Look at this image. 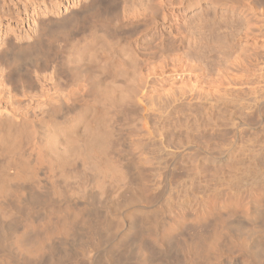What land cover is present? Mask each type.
Masks as SVG:
<instances>
[{
  "label": "rangeland",
  "instance_id": "374dc122",
  "mask_svg": "<svg viewBox=\"0 0 264 264\" xmlns=\"http://www.w3.org/2000/svg\"><path fill=\"white\" fill-rule=\"evenodd\" d=\"M107 1L79 23L68 20L69 37L47 44L39 69L7 75L0 64V129L15 127L22 146L20 155L0 150V172L26 171L0 192V220L13 223L10 201L23 197V210L32 195L50 200L33 204L36 222L67 201L108 217L95 240L80 229L53 238L68 264H135L128 222L165 221L209 195L221 199L236 188L224 179L233 168L246 187L245 171L264 147V0ZM88 2L0 0V50L9 39L31 42L39 19ZM53 122L67 124L69 145L29 147ZM42 255L36 264H46Z\"/></svg>",
  "mask_w": 264,
  "mask_h": 264
},
{
  "label": "bare ground",
  "instance_id": "6f19581e",
  "mask_svg": "<svg viewBox=\"0 0 264 264\" xmlns=\"http://www.w3.org/2000/svg\"><path fill=\"white\" fill-rule=\"evenodd\" d=\"M111 2L112 0L109 2L110 6L113 5ZM100 4V0H89L88 4L81 5L78 10H71L60 17L48 16L39 19L31 42L18 43L12 39L7 40L0 50V64L6 67L7 75L18 69L20 65L27 72L32 68L39 69L42 64H45L43 61L49 57L47 44L50 45L51 40L57 37H69L68 30H64L67 21L79 23L83 17L85 18L82 14L100 11L102 8ZM66 103V100L59 102L58 108L56 105L54 108L57 109L56 112L52 111L55 116L58 111L64 110ZM14 128L9 126L7 130L0 129V150L4 153L12 151L10 155H20L22 152L20 133ZM70 132L66 123L53 122L43 133L38 132L39 137L34 135L36 139L31 141L33 143L29 147L42 150L46 142H56L60 145L70 138ZM13 144H16V147ZM104 144L101 143V145ZM250 163L245 171V177L248 180L246 187H240L241 180L237 179L238 170L233 168L230 172L233 178L224 177V179L231 184L235 183L236 188L225 193L221 199L209 195L199 208L178 212L165 221L159 217L160 220L155 222L157 218L146 215L128 222V230L132 231L137 242L135 264H264V196L259 191L260 185H264L263 146L255 156V160ZM15 170L10 175V171L8 173L3 167L0 172V192L10 180L26 176V171L23 169L16 167ZM32 197L25 203L27 208L21 209L24 212L20 210L23 197L16 196L12 201L9 200V204H13L15 209L17 207L18 211L13 223L7 224L4 220H0V264H36L38 257L42 254V256L46 254V264H68V261L64 262L68 254L61 250V252L56 251L53 238L56 239V235L74 234L80 229V233L84 231L83 239L95 240L97 237L94 239V236H97L98 231L108 224V217H100L97 212L86 213L88 206L85 204L80 208L73 204L75 207L72 208L70 207L72 204L68 201L64 203V207L54 208L52 204L48 205L49 211L45 210L47 213H43L40 220L36 222L33 220V206L35 208L36 205L33 204L40 203L43 206L42 203L50 204V200L48 201V198L45 200L43 196L35 198L32 195ZM221 202L222 208L219 207ZM71 213L72 216H70ZM50 214L54 215L55 219H52ZM63 215L68 216L60 219ZM13 224H17L14 228H19L18 225L22 224L23 230L20 231V227L19 231L17 228L18 232H14ZM28 228L30 232L32 231L31 237L30 233H27ZM85 240L81 241L85 242ZM76 252L74 251L75 254Z\"/></svg>",
  "mask_w": 264,
  "mask_h": 264
}]
</instances>
